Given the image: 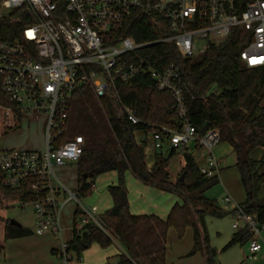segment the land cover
I'll list each match as a JSON object with an SVG mask.
<instances>
[{
	"label": "built area",
	"instance_id": "built-area-1",
	"mask_svg": "<svg viewBox=\"0 0 264 264\" xmlns=\"http://www.w3.org/2000/svg\"><path fill=\"white\" fill-rule=\"evenodd\" d=\"M16 11L24 21L19 37L0 38L1 89L9 102L3 112L4 125L16 129L28 114L43 117L45 147L0 150V187L13 189L12 194L21 199L19 206L33 205L36 235L49 232L62 238V210L71 200L80 204L77 193L66 189L52 169L65 160L77 161L83 152L82 135L64 140L69 102L80 86L90 88L96 98H117L118 85L128 84L139 73L148 74L158 91L172 94L180 120L176 129L150 125L153 146L168 145L181 152L190 145L203 149L207 166L199 167L200 172L218 176L220 167L212 152L220 142L219 132L210 128L200 134L187 117L179 67L171 63L157 69L140 51L170 42L181 56L195 58L239 29L242 65L263 67L264 0H0V18ZM139 14L154 16L155 30L163 35L137 42L123 34L131 17ZM120 114L132 124L140 122L132 107L121 105ZM29 195L32 199L26 201ZM224 202L231 203L232 228L250 232L247 257L254 259L264 248L260 236L264 225L232 197L226 196ZM82 209V224L94 222L103 229L93 212ZM67 244L62 241L53 252L58 264L82 258L68 251Z\"/></svg>",
	"mask_w": 264,
	"mask_h": 264
},
{
	"label": "trees",
	"instance_id": "trees-1",
	"mask_svg": "<svg viewBox=\"0 0 264 264\" xmlns=\"http://www.w3.org/2000/svg\"><path fill=\"white\" fill-rule=\"evenodd\" d=\"M20 11L0 18V38L19 37L24 25ZM154 16L139 14L128 21L129 28L123 34L137 42L160 38L163 33L155 30ZM30 19V23H31ZM239 29L225 40L212 44L202 55L185 58L170 42H160L143 48L140 53L152 66L163 69L173 63L179 67L184 86L186 114L197 132L202 134L213 128L219 132L220 142L228 143L235 154V169L246 198L241 204L244 210L255 215L264 225V197L257 196L264 183V153L253 159L251 153L264 148V66L244 67L239 59L243 43ZM117 98L106 95L96 98L87 86L74 89L69 102L68 121L64 140L82 135L84 149L76 161L78 198L89 195L93 180L106 172L115 171L117 184L107 187L112 205L97 219L103 229L94 222L73 227L72 238L67 241L68 251L82 257L93 244L106 248L116 240L123 251L113 255L104 264H166V234L174 227L181 237L186 227L193 229V248L190 254L201 251L206 264H214L208 245L205 217H222L223 211L206 191L218 183V176L207 177L197 166L191 153L182 152L183 165L174 180L168 172V160L177 151L172 149L169 158L155 154L151 167L147 166L143 141L136 134L149 133L150 125L178 128L180 120L174 111L173 96L158 91L146 73H139L128 84L117 86ZM9 105L1 89L0 81V136L11 132L4 125V108ZM121 105L132 107L140 119L132 124L120 114ZM141 183L175 194L181 200L170 209L166 219L157 216L133 215L128 211L127 201L121 197L125 191V172ZM184 173L183 181H179ZM86 175V177H84ZM1 193H15L1 186ZM29 195L26 201L31 200ZM1 201V194H0ZM83 216L76 209L75 217ZM30 235L24 227L9 224L7 219L3 238L5 240ZM247 229L235 231L222 248L226 250L238 243L248 242ZM3 247L0 244V256Z\"/></svg>",
	"mask_w": 264,
	"mask_h": 264
},
{
	"label": "rangeland",
	"instance_id": "rangeland-1",
	"mask_svg": "<svg viewBox=\"0 0 264 264\" xmlns=\"http://www.w3.org/2000/svg\"><path fill=\"white\" fill-rule=\"evenodd\" d=\"M201 45V42H198ZM45 128L43 124V117L37 119L27 115L26 118L20 119L19 125L11 132L0 136V150L8 149H38L42 150L45 147ZM151 135L149 133L144 134L138 132L136 139L138 142L143 141L145 161L148 167H151L155 154H161L164 158H169L171 148L168 145L163 146L161 149L155 148L150 140ZM226 142H219L213 148V156L215 159L225 157L228 159V150ZM190 151L198 167L207 166L205 160L206 152L203 149H195L190 145ZM262 154H260V157ZM252 157V156H251ZM259 157V158H260ZM254 158V157H253ZM180 162V163H179ZM224 164V163H222ZM221 164V172L218 173V183L209 188L206 191V196L212 198L217 203V206L224 212L222 217H205V226L208 236V245L211 252V256L214 259V264H235V262L241 258L240 262L236 264H252L254 259L248 258L247 252L248 242L242 244L238 243L237 246H231L233 250H221L227 242L231 239L235 230L231 224L233 222V216L230 212L231 203H225L224 198L226 196L232 197L233 201L238 202V198L233 194L232 183H228L229 179L234 173L237 174L238 182L240 184L239 175L235 167H225L226 164ZM183 165L182 152L177 151L168 160V172L171 180L175 179L174 171L176 172L177 166ZM220 166V165H219ZM223 167V168H222ZM53 172L60 183L71 192H76L77 188V172L76 161L65 160L62 165H54ZM261 172V171H260ZM262 173V172H261ZM125 194L128 205V211L138 212L139 215L153 214L160 219H166L170 209L176 202L180 203V198L175 194L167 191H162L152 186L145 185L139 180L134 178L129 171L125 172ZM225 180V181H224ZM94 187L91 193L82 199L78 198L80 204L74 199L69 201L61 213V226H62V238L55 237L49 232L43 235H36L35 230V212L32 204H23L21 199L13 194L4 196L1 193L0 201V244L3 247L2 254L0 256V264H56L59 259L50 248L59 250L62 241H68L72 238L73 227L80 228L82 221L80 217H75L76 209H82L84 206L89 211L93 212L97 217L105 210L111 207V198L108 193L107 187L109 185L117 184V174L115 171H110L97 176L94 180ZM235 184V186H236ZM239 184L238 188H239ZM264 184V183H262ZM260 184V186L262 185ZM53 185L59 187V184L53 179ZM1 188V187H0ZM242 194L245 201L246 194L243 187L240 184ZM239 192V191H238ZM257 196L258 192H257ZM63 198V196H61ZM261 198V197H259ZM14 219L18 221L22 227L30 231V235L22 238H12L5 240L3 238V229L6 221ZM261 238L264 239V228L260 232ZM115 240L112 244L106 248H101L97 244H93L89 249L85 250L82 254L81 260L73 261L71 264H84L82 263L87 256L91 255L92 260H89L87 264H97L96 261L104 256L105 261L107 257L112 263L116 260L112 259L111 255L116 253L112 252L115 247ZM193 248V229L191 226L185 228L181 237H178L174 227H170L166 234V264H205L203 253L197 251L192 255H186L191 252ZM264 249V248H263ZM262 249V250H263ZM214 251V253H212ZM118 252V251H117ZM262 252V251H261ZM75 256V253H72ZM183 255V256H182ZM110 256V257H109ZM100 263V264H104Z\"/></svg>",
	"mask_w": 264,
	"mask_h": 264
},
{
	"label": "crops",
	"instance_id": "crops-1",
	"mask_svg": "<svg viewBox=\"0 0 264 264\" xmlns=\"http://www.w3.org/2000/svg\"><path fill=\"white\" fill-rule=\"evenodd\" d=\"M150 142H151V144L153 145V142H152V140H150ZM228 147H227V150L229 151L228 152V154H227V156H228V159L226 158L225 159V157H221V158H219V159H217V161H218V163H219V167H220V170H219V173L221 172V164L222 163H224V164H226V163H228V164H226V166L225 167H230V168H233L234 167V165H235V162H236V157H235V154H234V152L232 151V148H231V146L230 145H227ZM193 148V147H192ZM188 151H190L189 150V148H188ZM264 153V148H260V147H258V148H256L252 153H251V156H252V158L253 159H259V157H260V154H263ZM183 159V158H182ZM154 160V159H153ZM180 163V162H179ZM224 164H222V165H224ZM181 167L182 166H180V167H178L177 166V170H176V172L174 171V175L176 174V173H178L179 172V170L181 169ZM223 168V167H222ZM260 171L262 172V173H264V165L261 167V169H260ZM219 175V174H218ZM237 176V174L236 173H234V175H232L231 177H227L226 179H229V181H227L229 184L230 183H232V186H234L233 187V194L235 195V197H237L238 198V202H236V203H238V204H242L243 202H242V200L244 199V196H243V194H242V190H241V188H240V184L239 183H237V184H239V188H238V185L236 184V182H238V177H236ZM225 181V180H224ZM235 184H236V186H235ZM239 191V192H238ZM258 195H259V197H264V184H262L261 186H259V188H258ZM4 196H7V195H4ZM230 196V195H229ZM112 202V201H111ZM176 203H178V202H176ZM175 203V204H176ZM179 204H181V201H180V203ZM111 205H112V203H111ZM174 205V204H173ZM140 210H138V212H139ZM138 212H132V214L133 215H139V214H137ZM3 231H4V229H3ZM19 238H22V237H19ZM116 241V240H115ZM235 246H237V244L235 245ZM234 246V247H235ZM53 246L51 245V250L52 251H54L55 249H53L52 248ZM234 247H232V248H234ZM232 248H229V250H233ZM222 250V249H221ZM114 251H116V253H114L113 255H116V254H118V253H120V252H122L123 251V248H122V246L116 241L115 242V247L113 248V250H112V252H114ZM118 251V252H117ZM223 251V250H222ZM246 251H247V249H246ZM246 253L247 252H244L243 251V254L244 255H246ZM113 255H111V256H113ZM186 255H192V254H190V252H188ZM183 256V255H182ZM104 256H102L101 257V259H99V260H97L96 261V263L97 264H100V263H103V258ZM110 257V256H109ZM203 257H204V255H203ZM108 258V257H107ZM204 259V262H205V264H206V260H205V257L203 258ZM89 260H92V258H91V255H88L87 256V261H86V263H85V259H84V261L82 262V263H84V264H87V262L89 261ZM240 260H241V258H239L237 261H239L240 262ZM106 261V260H105ZM104 261V262H105ZM236 261V262H237ZM236 262H235V264H236ZM48 263H50V262H47V264ZM238 263V262H237ZM52 264V263H51ZM54 264H56V262L54 263ZM58 264V263H57ZM252 264H264V249L262 250V252L260 251V252H258V254H256V256H255V258H254V261H253V263Z\"/></svg>",
	"mask_w": 264,
	"mask_h": 264
},
{
	"label": "water",
	"instance_id": "water-1",
	"mask_svg": "<svg viewBox=\"0 0 264 264\" xmlns=\"http://www.w3.org/2000/svg\"><path fill=\"white\" fill-rule=\"evenodd\" d=\"M84 177H86V175H84ZM183 178H184V173H182L180 175L179 181H183ZM121 197H122L123 201L126 202L127 199H126L125 191H121ZM9 224L13 225V226H16V227H21V224L18 221L14 220V219H10L9 220ZM212 253H214V251H212Z\"/></svg>",
	"mask_w": 264,
	"mask_h": 264
}]
</instances>
